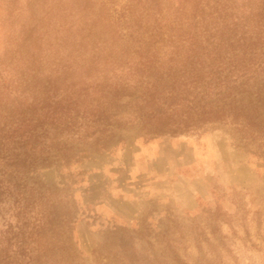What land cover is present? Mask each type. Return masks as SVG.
<instances>
[{
    "label": "rangeland",
    "instance_id": "374dc122",
    "mask_svg": "<svg viewBox=\"0 0 264 264\" xmlns=\"http://www.w3.org/2000/svg\"><path fill=\"white\" fill-rule=\"evenodd\" d=\"M258 39L264 0H0V264H264Z\"/></svg>",
    "mask_w": 264,
    "mask_h": 264
},
{
    "label": "trees",
    "instance_id": "16d2710c",
    "mask_svg": "<svg viewBox=\"0 0 264 264\" xmlns=\"http://www.w3.org/2000/svg\"><path fill=\"white\" fill-rule=\"evenodd\" d=\"M260 20H263V19H260ZM258 41L262 44L263 43V45H264V41L263 40H260V39H258ZM255 49L254 48H249V53H253V55H255L256 57H257V59H255L256 61H258V60H261L260 59V57H264V50H260V51H258V53L257 52H255L254 51ZM253 57V56H252ZM262 64H264V58L261 60V61H259L258 63H245V61H244V64H243V67H240L241 69H242V71H240V73H242V75L241 76H245L246 74H249V72H250V69H249V66L250 67H261V65ZM254 73H257L256 72V69L254 70ZM257 102V101H256ZM239 109H241V107L239 108ZM247 115H250V113L248 112V113H246ZM251 116V115H250ZM6 139H8V138H6ZM9 142V141H8Z\"/></svg>",
    "mask_w": 264,
    "mask_h": 264
}]
</instances>
